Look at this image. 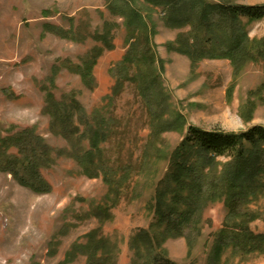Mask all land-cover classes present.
<instances>
[{"label":"rangeland","instance_id":"374dc122","mask_svg":"<svg viewBox=\"0 0 264 264\" xmlns=\"http://www.w3.org/2000/svg\"><path fill=\"white\" fill-rule=\"evenodd\" d=\"M135 1L155 27L154 75L163 92L160 118H154L142 94L140 74L147 67L125 62L131 53L129 29L119 11L112 10L114 0H0V142L31 132L53 150L51 167L42 170L49 194H36L0 172V264H87L85 254L75 259L69 255L75 246L87 245L92 232L117 245V264H133L132 238L140 230L153 231L151 205L169 158L189 129L241 133L264 127L263 61L239 70L228 59L193 62L176 50L178 37L190 28H171L161 9ZM208 1L264 6V0ZM244 22L251 40L264 39V19ZM85 63L93 64L89 85L70 69ZM48 94L64 106L76 100L89 119L108 121L109 140L101 145V160L110 181L103 174L88 178L71 157V142L52 129ZM165 123L172 128L156 136ZM83 145L88 148L87 142ZM218 161L222 170L231 158ZM98 208L107 209L109 218L100 221ZM248 209L259 214L249 227L264 233V196ZM227 218L225 201H211L204 207L202 235L191 253L184 237L168 238L160 249L177 264H208ZM221 263L264 264V253L228 250Z\"/></svg>","mask_w":264,"mask_h":264},{"label":"trees","instance_id":"16d2710c","mask_svg":"<svg viewBox=\"0 0 264 264\" xmlns=\"http://www.w3.org/2000/svg\"><path fill=\"white\" fill-rule=\"evenodd\" d=\"M145 2L163 11V20L169 27L190 28L178 37L176 50L193 62L205 58L228 59L236 70L251 61L264 62V39L251 40L244 22L263 20L264 6L215 4L208 0ZM136 6L135 0H114L111 8L119 11L129 29L131 53L125 62L147 67L148 72L140 74L142 94L151 103L149 108L154 118H160L164 113L159 101L163 92L154 75L156 57L152 36L155 27L150 15L145 16ZM70 69L86 84L93 81L92 63ZM157 89L160 94H155ZM64 105L47 95L46 112L54 133L71 142V157L82 166L88 178H99L103 174L106 182L110 181L101 160V145L109 140L108 121L102 117L89 119L76 100ZM171 128L170 123L160 125L155 135L160 136ZM84 141L88 148L83 145ZM12 148L17 149V155L9 154ZM52 155L53 150L36 134L24 132L8 137L0 142V172L12 175L20 186L46 195L51 192V186L42 170L51 167ZM219 158H231V162L220 170ZM261 196H264V127L241 133L191 127L169 158L167 173L151 205L156 219L152 228L156 231L140 230L132 238L133 264H177L160 249L168 238L184 237L191 253L202 235L204 207L211 201L224 200L228 218L225 229L217 235L208 264H222V256L228 250L237 255L264 253V233H254L249 227L259 214L248 209V205ZM95 215L102 222L109 218L105 208H98ZM78 253L88 257L87 264H117L119 249L98 232H92L88 235V244L75 246L69 256L75 259Z\"/></svg>","mask_w":264,"mask_h":264}]
</instances>
